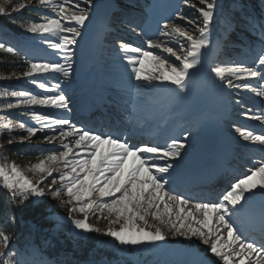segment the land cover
Masks as SVG:
<instances>
[{"label":"snow or ice","instance_id":"1","mask_svg":"<svg viewBox=\"0 0 264 264\" xmlns=\"http://www.w3.org/2000/svg\"><path fill=\"white\" fill-rule=\"evenodd\" d=\"M181 2L194 17L176 11L171 22L157 23L151 36L138 22L140 0L104 5L89 60L93 72L102 68L113 15L144 38L148 50L123 39L114 42L124 73L112 81L93 76L85 122L72 118V77L77 48L83 51L85 29L101 5L97 0H0V17L30 35L27 47L43 50L47 57L23 51V70L0 74V81L25 80L33 86L0 88V138L7 133L11 145L35 137L52 146L27 171L15 162H0V264H108L88 247L91 234L110 238L121 252L168 253L169 237L196 245L183 253L189 259L163 264H264V108L254 111L240 96L252 93L264 100V0ZM25 10L38 18H16ZM7 35L0 28V52L20 56L22 49L3 38ZM228 45L245 49L250 60L206 63L213 48ZM198 73L230 100L235 93L240 115L262 129L231 125L232 139L252 155L244 161L246 169L214 198L192 192L190 180L179 171L191 147L192 128L182 129V139L168 136L163 143L156 136L139 144L129 139L137 132L166 128L169 117L195 99ZM11 110L27 114L31 123L14 122ZM17 127L27 136L15 137ZM208 175L211 179L215 172ZM53 200L60 201L56 211ZM63 209L67 216L60 215ZM90 215L107 227L90 223Z\"/></svg>","mask_w":264,"mask_h":264},{"label":"rangeland","instance_id":"2","mask_svg":"<svg viewBox=\"0 0 264 264\" xmlns=\"http://www.w3.org/2000/svg\"><path fill=\"white\" fill-rule=\"evenodd\" d=\"M97 2H98V0H97ZM99 4L101 5V8L97 12V16H96V19L94 20L93 24H95L96 23L95 21L98 19L103 20L104 13L103 14H101V13L105 12L106 9L102 6V2H100ZM155 10L156 11L158 10L160 14H162V12H163V13L169 15L170 20L175 15V14H172V11L168 10L164 5H160V7L156 8ZM27 12L31 13L29 11H27ZM152 16H154V14ZM152 16L148 17L146 19V22L141 26L142 28H144L145 32L149 36H151L153 34V32L156 30L157 23H158V22L152 23V20H149V19H155ZM162 17H163V15H162ZM4 18L5 17H0V20H2ZM93 24H90L88 26V28L85 29V32L87 34V38H86V41L81 42V45L83 47V51H81L80 48H77V56L75 58V67L76 68L80 67L82 64H83V66L81 68V71L76 70V72L73 74V77H72L73 85H74L73 91L75 93V95H74L75 107L73 108V113H72L73 119L77 115L78 108H80V105L82 104V102H81L82 99H80V97H81V95L86 94L87 90L90 87V84H91V81H92L94 75L98 78L102 77L103 79H105L107 81H112L124 73V68H123L124 62L121 59L122 54L118 53V49L116 47H114V43L111 41V38H114L115 40L122 39V34H120V32L123 33L122 30L118 31V33H111L110 35H107L108 33L105 34V49H104V58H103L102 68L96 69L95 72H93V70L90 68L89 60L92 57L95 48L92 50L89 46L90 43L87 40L90 39V36L92 35V34H88V33L93 32L91 29L92 28L91 26ZM111 24H119V20L117 18L111 19ZM119 28H121L120 24H119ZM2 30L4 32L8 33V35L6 37H3V38L9 40L13 44H17L22 49V52L27 51L29 53V55H31V56L38 57V58H47L46 53L43 50L37 51V50H32V49L27 47V45L31 41L30 35L21 32V30H19L17 28H12V30H14L16 33H18L20 35L13 34L12 32H9L3 28H2ZM123 36H124L123 40L133 42V43L137 44L139 47L143 48L144 50H148L147 45L144 43V38H142V37L136 38V37L131 36V35H123ZM157 36H158V33H157ZM153 38H155V37H153ZM161 39H167V38H161ZM155 54L167 55V54L161 53L159 50H155ZM229 57H230V55H229ZM208 60H209V57L207 55L206 63L208 62ZM198 74H200V73H198ZM196 77H199V76H196ZM23 81H24L23 83L22 82L19 83L17 88H26L29 90H33V86L29 82H27L25 80H23ZM0 82L7 83L8 81H0ZM53 82H55V81H53ZM203 85H205V83H202L199 78H195V80H194L195 90L198 88H202ZM85 89H86V92L82 94L81 92ZM35 91H39V90L35 89ZM0 99H2V98H0ZM192 101L195 102V104L198 103L197 100L196 101L192 100ZM262 101H264V100H262ZM15 111H18V110H11L9 115L12 116V114ZM40 111H53V112H55V110H52V109H40ZM174 115L175 114H173V116ZM19 117H20V119H23V120L31 123V120L27 114H23L22 116L19 115ZM246 121H247V125H246L247 127L251 128L253 130H262L259 122L250 121V120H246ZM158 129L159 128L154 127L152 130H158ZM15 130H14V132H15ZM22 131L25 134V136H27V132L25 130H22ZM23 133L21 132V133L17 134L16 137L17 136L18 137L24 136ZM7 135H8L7 133L2 134L3 140H7ZM41 135H42L41 133L37 134L38 137ZM179 138H181V137H179ZM13 144H16V145H18V144H27V145L35 144V146L41 147V149H45V150H48L52 147L51 145L44 143V141L42 139L35 138V137L24 142V143H13ZM190 145H191V150L189 152H187V155H185L183 160H185V159H187V161L190 160V157L192 154H194V150L196 148H198V150L201 154H203L205 152V148L203 149V148L199 147L197 142H192V143H190ZM183 160L180 162V166H182V164H185V162H183ZM0 162H8V163L15 162L18 167H20L22 170H25V171H27V169L29 167H31V165L29 167L28 166L26 167L25 165L18 163V160L15 157H14V159L13 158L10 159L8 156L4 155V152H2V151L0 152ZM36 162H38V160ZM185 169L186 168L182 167L179 169V171L182 172V170H185ZM29 176L31 178L32 174L29 173ZM46 202H47V198H46ZM59 203H60L59 200L50 201V205L52 206L53 211L57 210L56 206H58ZM59 211H60V215L67 216V214H68L66 209L59 210ZM94 220H96V221H94ZM89 222L94 224L96 222H100V220H97L96 217L93 218V216L90 215L89 216ZM101 222L104 223V225H105L104 228H106L107 227L106 221L102 220ZM105 245L108 249L114 251V253L118 257V261L123 263V264H144L145 261L150 262V263L155 262L156 264H163V262L165 260H172V261L185 260V259H189L190 257H186L185 255H183L184 251L188 250V249H195L196 248V245L192 244L191 242L185 240L182 237H178L176 239L169 237V239L165 242V245L168 248V253L144 252L142 250H137V249H132L136 252L135 254L129 253L128 250L121 252V251H118L117 248L113 246V243L110 241V238H109V241L106 242ZM200 247H203V246H200Z\"/></svg>","mask_w":264,"mask_h":264},{"label":"trees","instance_id":"3","mask_svg":"<svg viewBox=\"0 0 264 264\" xmlns=\"http://www.w3.org/2000/svg\"><path fill=\"white\" fill-rule=\"evenodd\" d=\"M29 14L31 16L36 15L35 13H28L25 10L21 14H19V16H17L16 18L29 17ZM14 16H16V14H14ZM192 16L194 17V15ZM0 23L10 29L16 28L14 25L10 24L9 19L6 17L0 20ZM24 62H25V57L23 55L14 57V56H11L10 54L0 52V74L20 72L24 68ZM20 131H21L20 129L16 128L15 132H13L14 136L16 137L17 134L22 132ZM0 144L4 145V147L0 149V152L1 151L4 152V155L8 156L10 159L11 158L14 159L15 157L18 160V163L23 164L26 167L27 166L29 167L31 164L36 163V161L45 153L43 152L44 149H41V147L35 146V144H31V145L11 144L9 145L7 143V140H3V136L2 138H0ZM3 199H4L3 192L0 191V202H2ZM93 218H95V216H93ZM102 220L103 219H101L100 222H96L97 224L96 223L94 224L104 228L105 225L103 222H101ZM91 237L92 238L88 242V247L93 250L97 259L104 260L107 262L108 261L111 262V260H116V255L114 253H112L110 250L100 247V244L103 243L104 240H106L105 237H98L96 234H91ZM109 262L108 264H110Z\"/></svg>","mask_w":264,"mask_h":264},{"label":"bare ground","instance_id":"4","mask_svg":"<svg viewBox=\"0 0 264 264\" xmlns=\"http://www.w3.org/2000/svg\"><path fill=\"white\" fill-rule=\"evenodd\" d=\"M117 79V78H116ZM83 99H86V97L85 96H83ZM75 112V111H74Z\"/></svg>","mask_w":264,"mask_h":264}]
</instances>
